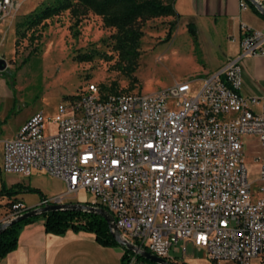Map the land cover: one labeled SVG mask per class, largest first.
<instances>
[{
    "label": "built area",
    "instance_id": "built-area-1",
    "mask_svg": "<svg viewBox=\"0 0 264 264\" xmlns=\"http://www.w3.org/2000/svg\"><path fill=\"white\" fill-rule=\"evenodd\" d=\"M252 1L264 8V0ZM12 6L0 0V17ZM241 31L237 56L197 79L195 92L193 80L147 94L101 93L87 83L52 117L30 115L0 139L2 171L41 172L64 184L38 206L85 190L92 199L84 203L109 213L137 250L170 264L184 262L187 247L204 250L215 264H261L264 95L244 96L239 87L240 60L264 57V31ZM243 138L255 142L250 180ZM2 208L0 223L28 209L14 200ZM137 256L123 251L119 264H142Z\"/></svg>",
    "mask_w": 264,
    "mask_h": 264
},
{
    "label": "rangeland",
    "instance_id": "rangeland-1",
    "mask_svg": "<svg viewBox=\"0 0 264 264\" xmlns=\"http://www.w3.org/2000/svg\"><path fill=\"white\" fill-rule=\"evenodd\" d=\"M12 1L7 15L0 17V58L5 62L4 70L0 71V139L12 137L34 113L52 117L58 103H67L70 97L84 90L87 83L96 85L101 93L147 94L177 81L193 80L191 88L195 92L199 86L197 79L203 77L200 67L207 57L205 45L188 32L187 21L182 18L160 16L139 22V54L134 70L127 74L118 69V56L112 49L111 35L115 29L104 26L100 16L87 10L76 18L69 10H64L37 26L33 32L36 38L30 39V30L22 26L26 15L55 0ZM85 54L91 55L89 61L77 60L78 55ZM243 142V162L249 168L250 180L257 173V163L252 156L255 142L251 138H243ZM1 162L0 150V187L12 188L14 192L0 196V215L8 201H21L33 208L42 197L64 191L60 180L41 172L26 176L5 173ZM91 199V194L79 190L65 198L64 203L82 204ZM35 216L40 220L39 215ZM74 235L79 237L76 244L86 246L93 263L117 264L108 249L93 242L89 232ZM175 255L180 257V253ZM180 259L186 264H215L204 250L190 247Z\"/></svg>",
    "mask_w": 264,
    "mask_h": 264
},
{
    "label": "crops",
    "instance_id": "crops-1",
    "mask_svg": "<svg viewBox=\"0 0 264 264\" xmlns=\"http://www.w3.org/2000/svg\"><path fill=\"white\" fill-rule=\"evenodd\" d=\"M173 8L176 19L191 23L195 40H201L205 45L207 57L204 56L205 64L200 67L203 76L237 56L241 26L264 31V17L247 2L240 8L238 0H174ZM239 92L244 96L264 95L263 56H245L240 60ZM78 232L84 231L45 232L42 220L26 224L17 236L16 247L0 258V264H95L90 260L86 246L76 244L79 237L74 234L78 235ZM65 236L68 238L63 239ZM101 247L108 249L119 264L124 251L122 247Z\"/></svg>",
    "mask_w": 264,
    "mask_h": 264
},
{
    "label": "trees",
    "instance_id": "trees-1",
    "mask_svg": "<svg viewBox=\"0 0 264 264\" xmlns=\"http://www.w3.org/2000/svg\"><path fill=\"white\" fill-rule=\"evenodd\" d=\"M174 0H55L53 4L45 5L26 15L22 26L30 30L29 38H36L33 35L37 26L44 25L46 19L58 15L64 10L76 18L85 11L101 17L102 24L112 27L115 32L111 35L113 40L112 49L116 51L118 60L117 67L130 74L135 68L138 58V42L141 36L139 22L160 16H173L176 12L173 8ZM173 23V22H171ZM188 32L195 36L194 27L186 23ZM23 35V34H22ZM169 33L165 35L167 39ZM90 54L78 55V61H89ZM101 89V88H100ZM112 88H108L110 91ZM103 90H105L103 88ZM108 90H105L108 92ZM35 190V189H33ZM12 188L0 187V196L13 193ZM42 220L45 232L62 234L66 230H83L92 233L94 241L101 246H119L109 232L107 223L99 215L93 212L81 210H56L38 214ZM36 221V216L24 218L5 227L0 232V258L16 247L17 236L24 225ZM127 250H124L126 253ZM142 264H155L137 256ZM180 264H186L181 262Z\"/></svg>",
    "mask_w": 264,
    "mask_h": 264
},
{
    "label": "water",
    "instance_id": "water-1",
    "mask_svg": "<svg viewBox=\"0 0 264 264\" xmlns=\"http://www.w3.org/2000/svg\"><path fill=\"white\" fill-rule=\"evenodd\" d=\"M248 1L254 9H256L263 17H264V8L260 5L254 3L252 0H245ZM5 68V62L2 58H0V71L4 70ZM56 210H81V211H88L93 212L99 215L104 221L107 223L109 232L111 233L112 237L115 239L117 244L122 247L123 249L130 251V252H136V254L145 260L155 263V264H170L166 262L164 259L157 257L147 251L144 250H137V248L130 242H128L121 234L120 232L114 227V224L112 222V217L109 213H107L102 208L98 207H91L88 206L85 203L82 204H69V203H62V204H46L42 206H36L33 208H28L26 211L22 212L20 215H17L13 218H11L8 221L0 223V232L7 226L18 222L24 218L32 217L35 215H38L40 213L48 212V211H56Z\"/></svg>",
    "mask_w": 264,
    "mask_h": 264
}]
</instances>
